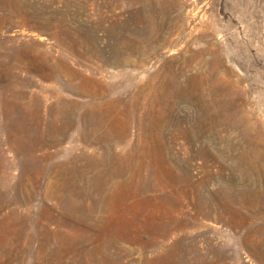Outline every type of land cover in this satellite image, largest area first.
<instances>
[{
  "label": "rangeland",
  "instance_id": "1",
  "mask_svg": "<svg viewBox=\"0 0 264 264\" xmlns=\"http://www.w3.org/2000/svg\"><path fill=\"white\" fill-rule=\"evenodd\" d=\"M0 264H264V0H0Z\"/></svg>",
  "mask_w": 264,
  "mask_h": 264
}]
</instances>
